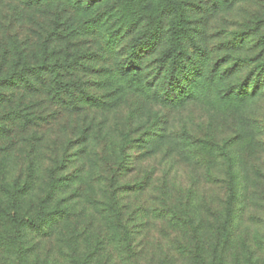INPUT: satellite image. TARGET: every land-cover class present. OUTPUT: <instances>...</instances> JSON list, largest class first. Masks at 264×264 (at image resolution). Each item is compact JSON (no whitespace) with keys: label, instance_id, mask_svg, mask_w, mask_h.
I'll return each mask as SVG.
<instances>
[{"label":"rangeland","instance_id":"1","mask_svg":"<svg viewBox=\"0 0 264 264\" xmlns=\"http://www.w3.org/2000/svg\"><path fill=\"white\" fill-rule=\"evenodd\" d=\"M175 1L0 0V54L53 65L1 88L0 264H264V0Z\"/></svg>","mask_w":264,"mask_h":264},{"label":"trees","instance_id":"2","mask_svg":"<svg viewBox=\"0 0 264 264\" xmlns=\"http://www.w3.org/2000/svg\"><path fill=\"white\" fill-rule=\"evenodd\" d=\"M164 5L166 7H170L172 9V11L174 12L175 18H179L181 13L178 10L179 8L177 9L178 5L176 4L175 0H164ZM181 29L182 28L178 27L176 24L171 26V28L168 31L170 43L168 45V48L163 52V55L160 57V59L158 61L160 63L159 64L160 66H163L167 63L168 67H169L168 68V75L166 76L167 83H168L167 90H166L167 93H165L166 96L168 95V99L171 98V95L173 94L172 91L177 86L176 83L179 80V77H178L179 74L178 73H179L180 68H181L183 61H184V60H182L183 51H182V47H181V37H180V34L182 33ZM141 40L142 39L137 40V41H140L141 44H146V45L149 44L148 43L149 39H144V40H142V42H141ZM42 48H43V51L45 52L47 45L45 46L43 44L41 49ZM0 56H1V58H3V61L0 62V105H6L7 104L9 106L10 111H12V112L8 111L9 114H7V116L8 115L11 116L13 113L18 115V113L20 111H18L15 108L16 107L18 108L19 106H21L23 100L16 101L11 97L5 96L4 93L2 92L1 88H8L10 90L11 87H17L18 88V86H21L22 89H25V91L30 92L32 87H33L32 79L30 78V76L31 75L38 76L42 81H44V79H43L44 76H43L42 72H44L46 69L49 70V72H51L53 70V65L31 64V62H29V60L25 56L21 55V53L17 50V47L15 46V42H13L12 46H9L7 43H4V50L1 52ZM65 62H66V60L61 62V66H64ZM49 86H50L51 90L52 89H54L55 91L63 90L64 91L63 93H67V94L69 93L71 96L73 94V91L71 90L72 84L70 82L62 81L61 79L54 78V79H51V81H49ZM80 88L81 87H79L78 89H80ZM81 91H82V89H81ZM177 92H178V90H177ZM179 92H180V90H179ZM181 92L175 93L177 99H180L181 96H183ZM57 93H60V95L63 94L62 92H57ZM63 95H61V99H62L61 104H67L66 99L63 97ZM23 98H24V96H23ZM183 99H185V98H183ZM25 117H27V116H25ZM29 119H31V118H28L27 121H29ZM125 137H126V135H124V138ZM126 143H128V142H126ZM211 147L214 149H219V147L215 143H211ZM224 157H225V155H224ZM123 162H124V160H123ZM123 162L120 165L121 167L123 165ZM119 169L120 168H118V170ZM117 172H119V171H117ZM232 176L233 175H230V177L233 180ZM116 180L117 179H115L114 182ZM8 218H9L11 223L13 222V227L18 226L19 221L15 220L13 218V216L10 215V217H9V215H8ZM113 220L115 221V226H117L119 228V231H121L123 241L124 242L131 241V238L129 237L127 226L122 221L121 217L117 214V212H114ZM36 223H38V222H31L32 225H35ZM18 228H17V230H18Z\"/></svg>","mask_w":264,"mask_h":264}]
</instances>
